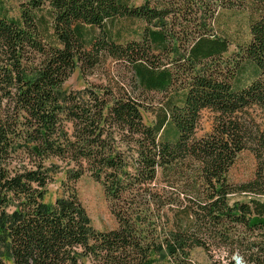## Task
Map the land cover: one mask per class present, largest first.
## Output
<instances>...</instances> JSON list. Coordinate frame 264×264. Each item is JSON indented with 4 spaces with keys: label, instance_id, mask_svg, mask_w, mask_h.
Wrapping results in <instances>:
<instances>
[{
    "label": "trees",
    "instance_id": "obj_1",
    "mask_svg": "<svg viewBox=\"0 0 264 264\" xmlns=\"http://www.w3.org/2000/svg\"><path fill=\"white\" fill-rule=\"evenodd\" d=\"M131 1L0 0V264H191V247L223 250L226 264L235 254L264 264V202L229 203L264 197V126L249 114L264 112V0L195 2L209 19L217 10L248 14L234 66L223 58L229 40L211 36L206 17L194 35L184 26L191 0L185 13L173 10L177 2ZM108 59L126 67L140 95L61 90L75 68L90 74ZM147 93L166 95L151 125L142 116ZM204 110L215 125L197 139ZM243 152L254 175L233 185L228 174ZM51 161L69 166L73 183L87 173L102 186L116 228L93 229L73 188L45 202ZM160 177L184 183L183 198L159 196ZM153 206L156 221L175 212L161 234Z\"/></svg>",
    "mask_w": 264,
    "mask_h": 264
},
{
    "label": "rangeland",
    "instance_id": "obj_2",
    "mask_svg": "<svg viewBox=\"0 0 264 264\" xmlns=\"http://www.w3.org/2000/svg\"><path fill=\"white\" fill-rule=\"evenodd\" d=\"M150 1L151 6L156 7V5H161L165 1H170L172 3L177 2L173 7V10H182L187 8L185 7L187 0H132L131 3L136 6L144 4V2ZM194 8H191V13L186 11L185 17L190 21L191 25L187 26L189 32H192L194 35L195 31L200 32L202 30V21L207 16H203V8L200 9L199 5H196L195 2L198 0H191ZM15 5V4H14ZM13 4L6 5L7 7H13ZM213 6V5H212ZM185 13V10H182ZM217 14L212 19L207 18V29L211 36L224 37L227 38L230 42L229 50L223 58H228L227 60L232 59V57L238 52L236 45L241 44L244 40H247V18L248 14L244 11L242 12H220L217 10ZM10 16L15 18L17 16L16 10H13L10 13ZM178 18V17H177ZM179 22H182L179 20ZM169 23V22H168ZM173 23L172 18L170 19V24ZM169 24V25H170ZM173 25V30L178 32L181 29V26ZM181 36V35H180ZM181 45L186 48L184 41L182 40ZM167 61L168 59L165 58ZM169 59H173L172 56ZM233 63L231 66H234V63L238 61L237 57H233ZM230 63L229 61H227ZM226 61L223 59L220 63H214L215 68L217 64L219 69H224ZM250 75L247 73L242 77V84L246 85L249 83ZM92 88H106L109 92H112L113 95L117 96L120 90H126L133 96L140 95L139 92L132 91V85L130 84V74L128 73L126 67L122 64L108 59L105 64L96 68L90 74H82L79 68H75L72 75L69 79L62 85V91H72V92H82L86 89ZM142 104L144 105L145 110H142V116L144 122L148 125L153 124L155 120V113H158V109L161 108L164 102V94L161 93H147L141 94ZM147 108V110H146ZM249 114L254 118L255 122L264 126V112L260 109H251ZM215 125V114L209 110H204L200 114V119L196 129L195 137L197 139L204 138L212 133ZM52 162V161H51ZM57 166V173L54 175L53 182L47 187V192L45 195V202L52 203L54 200L61 198L67 194L72 188L76 191L78 198L90 220L91 226L96 231H108L117 227L116 220L110 212L109 203L105 197L102 186L94 181L87 173H85L78 182L73 183L69 180L68 172L70 167L66 166L60 161H53ZM254 157L249 152L241 153L231 170L228 174V179L233 185H239L250 181L253 178L255 170ZM170 181V180H169ZM184 183L167 182L164 178H159L156 182L154 191L159 193V196L173 195L175 197L177 193L181 194L183 198L184 191L182 190ZM251 200H256L259 202H264V197L254 198L249 195H233L229 198L230 205L234 203H248ZM159 208L153 206L151 207V218L155 222L156 233L161 234L167 228L173 227L174 223V214L173 211L165 210L160 220H155V217L158 215ZM176 221V220H175ZM164 229V230H163ZM253 240H258L256 237H253ZM228 255L223 250H217L210 248L207 252L200 247H191L189 261L191 264H226ZM84 264H88V260H83ZM234 264H245L239 254H235L232 257ZM157 264H171L170 262L160 261Z\"/></svg>",
    "mask_w": 264,
    "mask_h": 264
}]
</instances>
